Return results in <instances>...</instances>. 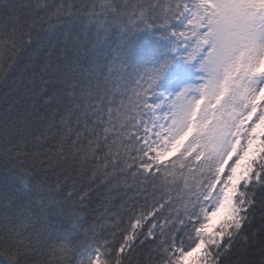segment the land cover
<instances>
[{
	"label": "snow or ice",
	"instance_id": "1",
	"mask_svg": "<svg viewBox=\"0 0 264 264\" xmlns=\"http://www.w3.org/2000/svg\"><path fill=\"white\" fill-rule=\"evenodd\" d=\"M0 264H264V0H0Z\"/></svg>",
	"mask_w": 264,
	"mask_h": 264
}]
</instances>
